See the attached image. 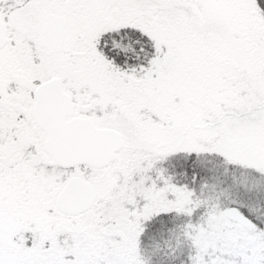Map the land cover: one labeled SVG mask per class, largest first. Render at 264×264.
I'll use <instances>...</instances> for the list:
<instances>
[{
	"label": "rangeland",
	"instance_id": "1",
	"mask_svg": "<svg viewBox=\"0 0 264 264\" xmlns=\"http://www.w3.org/2000/svg\"><path fill=\"white\" fill-rule=\"evenodd\" d=\"M54 15L66 20L58 52L43 34ZM0 20L8 35L0 48V217L14 223L0 230V264L137 263L130 256L137 216L122 209L158 156L221 155L264 174V10L257 0H0ZM120 28L150 39L144 64L120 68L98 50L100 36ZM54 76L75 113L123 135L106 166L50 163L31 109L35 86ZM71 176L96 193L77 214L55 203Z\"/></svg>",
	"mask_w": 264,
	"mask_h": 264
},
{
	"label": "trees",
	"instance_id": "2",
	"mask_svg": "<svg viewBox=\"0 0 264 264\" xmlns=\"http://www.w3.org/2000/svg\"><path fill=\"white\" fill-rule=\"evenodd\" d=\"M257 1L264 10V0ZM98 41L101 54L120 68L153 54L150 39L133 28L105 32ZM144 169L122 209L137 216L135 264H264V184H254L264 174L221 155L186 151L153 158ZM247 178L254 180L250 190ZM227 207L249 223L225 215Z\"/></svg>",
	"mask_w": 264,
	"mask_h": 264
},
{
	"label": "water",
	"instance_id": "3",
	"mask_svg": "<svg viewBox=\"0 0 264 264\" xmlns=\"http://www.w3.org/2000/svg\"><path fill=\"white\" fill-rule=\"evenodd\" d=\"M66 20L60 15L48 18L43 34L53 51H60L64 39ZM7 39L6 29L0 21V47ZM168 54H166V58ZM33 118L45 131L44 150L55 164L68 168L76 164H87L94 168L106 166L115 152L124 145L122 134L113 128L97 127L87 117L70 116L74 101L62 89L61 80L55 76L35 87ZM94 187L79 176L68 178L58 191L55 203L67 214H77L89 209L95 200ZM225 214L242 224L249 221L234 209ZM13 220L0 217V230L9 232Z\"/></svg>",
	"mask_w": 264,
	"mask_h": 264
},
{
	"label": "flooded vegetation",
	"instance_id": "4",
	"mask_svg": "<svg viewBox=\"0 0 264 264\" xmlns=\"http://www.w3.org/2000/svg\"><path fill=\"white\" fill-rule=\"evenodd\" d=\"M6 34H7V30H6ZM7 37H8V35H7ZM6 41H7V39H6ZM5 41V42H6ZM47 41V40H46ZM5 42H4V44H3V46L5 45ZM48 43V42H47ZM49 44V43H48ZM2 46V47H3ZM2 47H0V48H2ZM51 48V47H50ZM50 78H52V77H50ZM49 79V78H48ZM47 80V79H46ZM43 81H45V80H43ZM43 81H41V82H43ZM41 82H39V83H41ZM38 83V84H39ZM37 84V85H38ZM36 85V86H37ZM35 86V87H36ZM62 89H63V86H62ZM34 91H35V88H34V90H33V93H32V97H33V105H32V109H31V112H32V124H33V127H36L37 128V130H39V131H41V132H43V134H44V141H43V150H44V142H45V140H46V133H45V131L35 122V120H34V118H33V107H34V103H35V98H34ZM63 91H65L67 94H69L70 96H71V99L74 101V108H73V112H72V114L70 115V116H68V117H66L65 119H68V118H71V117H73V116H80V117H87V118H89L90 120H91V118L90 117H88V116H85V115H81V114H79V113H75V107H76V102H75V100L73 99V97H72V95L68 92V91H66V90H64L63 89ZM91 122L93 123V121L91 120ZM93 125H95L94 123H93ZM96 126V125H95ZM30 128H31V126H29ZM97 127H99V126H97ZM117 130V129H116ZM24 132V131H23ZM121 133V132H120ZM20 135H23V133H21ZM19 136V135H18ZM123 136V135H122ZM17 138H20V137H16L15 136V138L14 139H12L11 141H10V143H12V144H14L15 142H17ZM22 138V137H21ZM21 140V139H20ZM10 145V144H9ZM13 149L14 148H11V150H10V152H13ZM44 152H45V154L48 156V158H50V163L51 164H55L54 162H53V160L51 159V157H50V155L44 150ZM56 166H58L57 164H55ZM76 165H87V164H76ZM75 166V165H74ZM89 166V165H88ZM72 177V176H71Z\"/></svg>",
	"mask_w": 264,
	"mask_h": 264
}]
</instances>
